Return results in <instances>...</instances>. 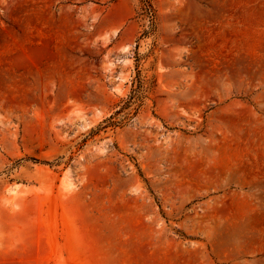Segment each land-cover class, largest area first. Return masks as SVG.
Segmentation results:
<instances>
[{"label": "rangeland", "instance_id": "obj_1", "mask_svg": "<svg viewBox=\"0 0 264 264\" xmlns=\"http://www.w3.org/2000/svg\"><path fill=\"white\" fill-rule=\"evenodd\" d=\"M0 264H264V0H0Z\"/></svg>", "mask_w": 264, "mask_h": 264}]
</instances>
